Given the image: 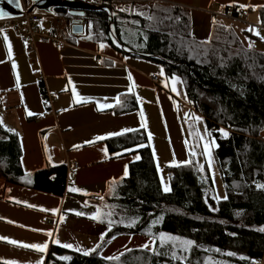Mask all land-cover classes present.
<instances>
[{"label":"trees","instance_id":"obj_1","mask_svg":"<svg viewBox=\"0 0 264 264\" xmlns=\"http://www.w3.org/2000/svg\"><path fill=\"white\" fill-rule=\"evenodd\" d=\"M103 5L113 12L110 3ZM148 6L144 14H121V21L100 12L56 13L66 18L70 30L72 24H89L88 35L95 42L160 63L168 76L181 79L191 110L205 119L214 140L226 199H217L208 167L194 161L168 168L170 190L165 192L145 130L112 138L107 141L111 153L136 149L141 159L130 165L129 177L116 183L102 204L103 214L111 211L116 222L107 237L139 233L154 239V248L109 260L97 251L85 254L53 246L49 259L69 254L62 264H208L211 259L217 264H264V187H257L264 185V53L246 48L241 35L252 43L259 38L215 22L210 38L201 41L193 36L187 10L160 3ZM258 12L264 26V9ZM233 16L238 17L237 9ZM120 22L139 30L141 47L122 40ZM76 36L70 32L71 43ZM21 157L19 135L0 123V176L34 190L65 194L66 165H49L27 175ZM161 233L193 244L187 249L161 243Z\"/></svg>","mask_w":264,"mask_h":264},{"label":"crops","instance_id":"obj_2","mask_svg":"<svg viewBox=\"0 0 264 264\" xmlns=\"http://www.w3.org/2000/svg\"><path fill=\"white\" fill-rule=\"evenodd\" d=\"M106 1L112 6L114 2L160 3L183 8L190 14L193 34H203L205 39L210 38L215 21L247 25L248 17L242 16L256 9L254 24L264 36L258 12L264 9V0ZM234 9L238 10L235 18ZM19 35L10 27L0 31V120L20 137L25 174L66 165L68 182L65 194L58 196L0 176V237L7 238L0 239V262L46 264L53 246L65 248L70 242L67 236L72 238L80 228L101 220L109 192L129 177L130 165L141 159L136 149L111 153L108 140L145 130L157 170L161 164L168 172L171 166L201 164L209 131L205 119L200 116L205 121L200 122L189 103L182 102L184 88L176 87L174 76H168L165 68L163 72L160 63L123 55L107 43L95 42L88 32L65 47L38 42L31 60L28 56L33 54L25 51ZM253 35L259 45L262 39ZM153 75L158 76L157 82L152 81ZM184 107L190 109L188 116ZM211 177L218 195L213 173ZM225 197L221 190L217 199ZM45 243L43 252L22 246Z\"/></svg>","mask_w":264,"mask_h":264},{"label":"rangeland","instance_id":"obj_3","mask_svg":"<svg viewBox=\"0 0 264 264\" xmlns=\"http://www.w3.org/2000/svg\"><path fill=\"white\" fill-rule=\"evenodd\" d=\"M113 5H114V7H112L113 12H112L111 16H112V18L116 16V18L120 21L123 19L122 17H120L121 14H123V15L124 14H129V15L130 14H132V15L133 14H139L140 15V14H144V12L148 8H150V6H148V5H142V4L126 5L123 2H114ZM242 17L243 18L248 17L247 23H246L247 25L233 24V23H229V22H224V20L215 21V22L223 23V24H226L228 26H232L237 32H241V30H248L249 28H252L255 30V32L261 33L260 30H258V28L256 27V24H254V20H256V17H258L256 9H254L250 14L248 12L247 15H243ZM244 21H246V20H244ZM131 22H133V21L131 20ZM82 24L84 26V32L87 33L89 30L88 28H90L89 24H85V23H82ZM42 26L44 29H48V25L46 24V22H43ZM113 32H114V29H113ZM255 32H253V34H255ZM120 35L122 37V40L125 43H127L128 45H131L132 47L137 48V49L139 47H141V44H140L141 40H139V30L132 29L129 26H127L126 24H123L122 22H120ZM193 36H195L196 39H199L201 41H207V39H208V38L205 39L203 34H196V35L193 34ZM241 38H242V42L245 45V47L249 48L248 47V44H249L248 37L241 35ZM23 44L25 45V51H26V44L25 43H23ZM251 50H256V51L264 53V40H262L259 43V45L255 42H253V47L251 48ZM35 56H36V54H33V55H29L28 57L31 60H33ZM162 68H163V72H164V67H162ZM174 82H176V84H177L176 87L183 88L182 81L179 77L174 76ZM182 102L184 104H188V100L186 98V95L183 96ZM182 110L185 113V116H188V114H189L188 111H190V109L188 107H184V108H182ZM193 114H195V113H193ZM196 116L200 122H201V120H202V122H205L203 119H201L200 116H198V115H196ZM207 128H206V130H207ZM223 132H225V131L223 130ZM261 137L264 139V131L261 133ZM204 141H205L204 147L206 144L208 145V154H206V158L203 155L202 163L197 164V165L200 168H201V166L203 167L204 165H206L209 169L210 174L213 173L214 178L216 180V185H217V194L218 195H216V197L219 198V197H221V190L224 193V195H226V191H225V187H224L223 182H222L220 172L218 170V166L216 163L215 156H214L215 143H213L214 140L211 138V136L209 134H207ZM158 173H159L162 189L164 190L165 187H167L170 190L169 175H168L167 169L165 168L164 165L159 164ZM165 192H167V191H165ZM215 194H216V192H215ZM109 212L106 211V213L103 214L101 220L99 222H97L96 224L89 223V225L84 226L83 228H80L81 230H79V234L74 235L72 238L70 236L69 237L67 236L66 239L70 240V242H68L67 244L73 245L72 248H68V249H70L71 251H78L77 249H80L79 250L80 252H83V253L87 252L88 254L97 251L100 254V256H102L103 258L109 259V260H114V259H118V258L122 257L123 255L127 254L128 252H130L132 250H139V248H142L145 250H152L154 248L155 240L150 238V237L139 235V233H133V234L122 233V234L116 235L114 237H111L109 239L107 237V235L112 231V229L116 223L115 220L113 219V216L111 215V211H109ZM109 222H111V227H109ZM72 230H74V229H72ZM73 233H74V231H73ZM102 233L104 234L103 240H101V234ZM61 235H63V233L61 230H59L57 233V238L59 241H60L59 237H61ZM169 237H172V236L164 235V238L162 240L161 235H160L158 237V239L160 240L161 243H165V242L169 241L170 243L180 245L183 248L188 249L190 247V245L185 246L183 244V241H186V240L179 239V238L178 239H170ZM175 238H177V237H175ZM145 245H147V247H145ZM64 256L70 257L69 254L56 256V257L51 258L46 264H62L63 260L60 259V257H64ZM1 257H4V256H1ZM0 261H2V260H0ZM3 262H5V261H3ZM17 262L20 263V261H18V260H17ZM208 264H217V263L213 259H211L208 262Z\"/></svg>","mask_w":264,"mask_h":264},{"label":"built area","instance_id":"obj_4","mask_svg":"<svg viewBox=\"0 0 264 264\" xmlns=\"http://www.w3.org/2000/svg\"><path fill=\"white\" fill-rule=\"evenodd\" d=\"M69 1L94 5H102L103 2H107L106 0ZM20 2L23 9V15L17 18L0 20V31L8 27L13 28L20 34L21 40L26 44V50L29 54L36 52L38 42L52 44L57 47H65L71 44L69 24L66 18L58 15L56 12L48 14L36 9L29 12V9L33 5V1L20 0ZM44 20L48 22V29H43L41 26ZM151 79L153 82H157L158 76L153 75Z\"/></svg>","mask_w":264,"mask_h":264},{"label":"water","instance_id":"obj_5","mask_svg":"<svg viewBox=\"0 0 264 264\" xmlns=\"http://www.w3.org/2000/svg\"><path fill=\"white\" fill-rule=\"evenodd\" d=\"M33 5L29 12L35 9L45 13H53L56 10H67L74 16H82L87 12H100L108 15L112 14L111 7L107 5H94L87 3L73 2L69 0H32ZM19 4V6H17ZM0 20L17 18L23 15V9L20 0H0ZM71 32L73 35H82L84 33V26L81 24H72Z\"/></svg>","mask_w":264,"mask_h":264},{"label":"snow or ice","instance_id":"obj_6","mask_svg":"<svg viewBox=\"0 0 264 264\" xmlns=\"http://www.w3.org/2000/svg\"><path fill=\"white\" fill-rule=\"evenodd\" d=\"M17 6H19V4H17ZM240 7L243 8V7H245V5H240ZM2 14L3 13H0V15H2ZM248 30L255 32V30L252 29V28H249ZM255 35L260 36V33L259 32H255ZM260 38L262 40H264V36H260ZM101 47H103V45H101ZM248 47L250 49L253 47V43L251 41L249 42ZM173 91H175V88H173ZM73 94L75 95V88H73ZM77 99H80V98L77 97ZM100 107L103 108L105 106L104 105H101ZM31 114L32 113H29V115H31ZM0 123H2V120H0ZM221 132H223L222 129H221ZM223 134L225 136H227V133L226 132H223ZM109 135H118V133H110ZM97 139H100V137H97ZM205 153L208 154V145L207 144L205 145ZM135 159L139 160L140 157L139 156H136ZM127 174H128L127 173V169H125L124 175L126 176ZM257 187H264V185H257ZM168 190L169 189L167 187H165L164 191H168ZM72 191H79V189H72ZM225 199H226V197H225ZM78 215H82V213H78ZM92 218L93 219H97V217L95 215ZM129 226H131V225H129ZM109 227H111V222H109ZM160 235H161V239L163 240L165 234L161 233ZM169 238L170 239H178V238H175V237H169ZM0 239H7V238L6 237H0ZM103 239H104V234L102 233L101 234V240H103ZM9 242L12 243V244H19L20 243V242L15 241V240H11ZM54 242L55 243H60L58 240H56ZM183 244L185 246H189V245L193 244V241H190V240L183 241ZM22 246L23 247H26V248H33V249H36V250L41 251V252H43V251H45L47 249V244L46 243L45 244H23ZM63 247H65V248H72L73 245H71V244H64ZM145 247H147V245H145ZM77 250L79 251L80 249H77ZM85 254H88V253L85 252ZM230 255H234V254L233 253H230ZM60 259H62V260H68V259H70V257L64 256V257H60ZM8 264H16V262L15 261H10V262H8ZM37 264H40V262H37Z\"/></svg>","mask_w":264,"mask_h":264}]
</instances>
